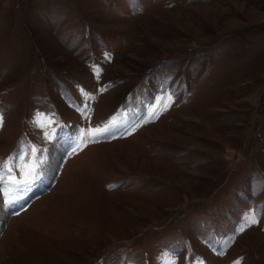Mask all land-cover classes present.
<instances>
[{
  "label": "rangeland",
  "instance_id": "obj_1",
  "mask_svg": "<svg viewBox=\"0 0 264 264\" xmlns=\"http://www.w3.org/2000/svg\"><path fill=\"white\" fill-rule=\"evenodd\" d=\"M0 115V264H264V0H0Z\"/></svg>",
  "mask_w": 264,
  "mask_h": 264
},
{
  "label": "snow or ice",
  "instance_id": "obj_2",
  "mask_svg": "<svg viewBox=\"0 0 264 264\" xmlns=\"http://www.w3.org/2000/svg\"><path fill=\"white\" fill-rule=\"evenodd\" d=\"M98 75V74H97ZM89 96H85V102H84V109H87V100L89 99ZM171 95L167 94L166 96H162L160 98V101L157 105V107L162 108L163 110H166L167 107L170 106L171 102ZM85 111V115H86ZM43 115V114H41ZM3 116L0 115V126L3 125ZM48 125H45L41 120H36L35 123L40 128H45L47 126H50L51 124H54L55 121L52 119V117H47ZM115 127V122L113 121L110 124H105L103 127H94V128H87L80 130V133L78 135V139H81L84 143L87 142H95V140L101 136H112L114 135L112 129ZM45 139H53L55 137V130L53 131L52 135H49L47 131L43 133ZM84 137H87V140H84ZM42 153V149H40L36 145L29 146V152L23 153L24 156L33 155L34 157H39ZM17 157L15 155L11 156L8 160L0 162V183H3L5 181V178L7 177L12 184H15L17 186L20 185H29L32 183L38 175V169L40 167V164L38 162H30L28 160H25V163L23 166H19L21 168V175L23 176V179H17L16 176L10 175L13 171V165L16 161ZM5 203H9V201H5ZM255 216L252 215L249 217V219L246 221L245 226H250L252 224L257 223ZM244 230V226L240 228V231Z\"/></svg>",
  "mask_w": 264,
  "mask_h": 264
},
{
  "label": "bare ground",
  "instance_id": "obj_3",
  "mask_svg": "<svg viewBox=\"0 0 264 264\" xmlns=\"http://www.w3.org/2000/svg\"><path fill=\"white\" fill-rule=\"evenodd\" d=\"M54 165H55V164H54ZM51 172H52V170L49 171V173H51ZM46 178H47V177H46ZM42 182L45 183V182H46V179H45V177L42 178V176H40V178H39V180H38V184L34 186V187H35L34 189L37 190V189L42 188V187H43ZM32 191H34V190H32ZM17 201L20 202L19 200L13 201L12 206H14L15 202H17ZM6 214H7V207H6V206L3 207V206L0 204V220L3 219V218L5 217Z\"/></svg>",
  "mask_w": 264,
  "mask_h": 264
}]
</instances>
